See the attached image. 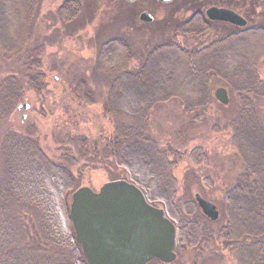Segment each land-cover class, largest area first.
<instances>
[{
  "label": "rangeland",
  "instance_id": "rangeland-1",
  "mask_svg": "<svg viewBox=\"0 0 264 264\" xmlns=\"http://www.w3.org/2000/svg\"><path fill=\"white\" fill-rule=\"evenodd\" d=\"M62 1L42 0L38 12L31 20L28 35L22 29L23 25L14 23L8 26L9 34L4 32L6 40L9 37L10 42H23L25 52L34 49L39 51L41 70L44 73V88L39 93L27 86L19 89L7 77H10L8 74L11 71L20 69V66H16L14 61L0 58V89L4 81V91L0 90V230L2 225L5 228V236H0L5 237L12 254L19 259L12 264H23V261L25 264H36L45 257L52 264L55 257L70 251L75 238L68 210L71 193L76 188L87 186L97 191L104 182L115 178L129 181L124 171L94 152L113 133V122L103 113L101 106L107 81L95 70L99 44L120 37L128 41L135 52H141L162 38L171 36L169 27L173 23L164 26L160 20L168 14L170 16L172 9L178 6L171 16L175 23H182L189 15L185 5L180 2L168 8L156 5L153 0H136L131 3L123 0H80L81 11L77 19L63 25L57 13ZM250 5L254 13L247 14L249 24L262 23L264 0H254L249 2ZM144 9L151 10L155 16L149 25L138 20L139 12ZM25 23L29 25V21ZM218 36L219 33L210 31L203 36H176L172 39L189 49L199 48ZM242 49L245 50L242 60L233 58V67L236 69H241L254 52H261V46L251 42L249 46L234 47L232 53L242 52ZM137 63L135 58L130 67H135ZM172 71L170 69L169 72ZM256 72L259 79L264 80V57L257 61ZM78 79L84 80L92 91L93 104L83 105L73 96L72 84ZM214 81L210 85L212 99L205 109L185 114L177 99L158 104L150 113L148 132L160 149L171 150L168 155L170 159L178 158L173 173L177 194L189 192L193 197L195 192L200 193L221 211L222 195L236 180L242 166L230 143L229 121L237 109V98L222 82ZM182 82L187 84L185 79ZM219 86L228 91L230 101L226 106L213 97L214 89ZM254 101L259 115L264 116V101ZM23 104H28L27 110L21 107ZM22 115H25L24 119ZM27 137L37 140L44 155L56 165L65 167L75 179V186L74 182L71 185L65 183L58 191L53 190L59 217V222H56L64 230L63 234L71 240L65 239L61 247L46 245L43 241L44 250L38 251L33 247V242L42 233L36 217L41 205L36 204L35 179H31V185L25 183L32 177L34 168L22 147L23 139ZM196 147L206 155V160L192 165L187 156ZM7 177L14 178L13 185L5 183ZM14 188L20 189L21 193L34 195L36 201L23 199L21 194L18 199V194L13 192L16 190ZM150 203L162 208L159 203ZM216 226H209L211 236L197 248H175L174 261L162 263L153 259L148 264H236L215 234ZM0 264L7 263L2 261Z\"/></svg>",
  "mask_w": 264,
  "mask_h": 264
},
{
  "label": "trees",
  "instance_id": "trees-1",
  "mask_svg": "<svg viewBox=\"0 0 264 264\" xmlns=\"http://www.w3.org/2000/svg\"><path fill=\"white\" fill-rule=\"evenodd\" d=\"M41 1L0 0V58L20 66L7 78L13 80L19 89L27 86L38 93L44 88L39 51L25 52L23 42H10L9 37L6 40L4 32L9 34L8 26L14 23L23 25L22 29L28 35L31 20L38 12ZM207 1L202 0L203 3ZM80 6V0H63L57 9L59 21L63 25L72 23L80 14ZM192 11L183 23L171 21V36L162 38L141 52H135L129 42L120 37L99 44L95 70L107 81L101 106L103 113L113 122V133L94 152L124 171L148 202L161 205L176 227L177 249L197 248L211 236L209 226L214 224L217 225L215 234L236 264H264V116L259 115L254 101H264V80L259 79L256 72L257 61L264 57V21L249 24L248 20L242 30L232 28L199 48L188 49L172 37L202 36L209 32L208 26L212 25L202 16V11ZM247 13H254L251 5ZM26 20L29 25H26ZM251 42L260 45L262 53L254 52L241 69L234 68L233 58L241 61L245 50L232 53V49L249 46ZM135 58L138 63L132 68L130 63ZM170 69L173 70L171 73ZM183 79L187 81L186 85ZM213 79L226 85L237 98V109L229 121L230 143L241 161L242 171L225 189L220 202L221 211L212 202L218 210V217L210 221L200 210L196 213L199 208L189 192L177 194L173 173L178 158L170 159L171 150L165 151L157 146L148 132V119L158 104L172 99L180 102L185 114L205 109L212 99L210 85ZM72 85L71 92L79 103H94L92 91L84 80L78 79ZM22 147L34 167L32 177L25 183L31 185V179H35L37 201L34 195L21 193L20 189L14 188L13 192L18 194V199L21 194L23 199L41 205L36 215L41 239L36 238L33 247L38 251L44 250L45 244L61 247L65 239L71 240L57 223L59 217L53 190L58 191L65 183L71 185L74 182V185L75 179L65 167L56 165L44 155L37 140L27 137L23 139ZM187 158L192 165H198L206 160V155L196 147L190 150ZM5 183L13 185L14 178L7 177ZM4 229L2 225L0 234L5 236ZM71 244L70 251L55 257L52 264H85L75 239ZM8 245L5 237L0 236V263L18 262V257L12 254ZM36 264L51 262L45 257Z\"/></svg>",
  "mask_w": 264,
  "mask_h": 264
},
{
  "label": "water",
  "instance_id": "water-1",
  "mask_svg": "<svg viewBox=\"0 0 264 264\" xmlns=\"http://www.w3.org/2000/svg\"><path fill=\"white\" fill-rule=\"evenodd\" d=\"M205 13L210 20L246 25L242 17L225 8L209 7ZM139 18L150 21L147 12ZM213 97L222 105L229 101L226 88L221 86L214 89ZM21 107L27 110L28 104ZM193 197L201 213L215 221L216 206L198 193ZM68 218L85 264H146L152 259L170 263L176 257V227L131 181L109 180L97 191L87 186L76 188L71 193Z\"/></svg>",
  "mask_w": 264,
  "mask_h": 264
},
{
  "label": "flooded vegetation",
  "instance_id": "flooded-vegetation-1",
  "mask_svg": "<svg viewBox=\"0 0 264 264\" xmlns=\"http://www.w3.org/2000/svg\"><path fill=\"white\" fill-rule=\"evenodd\" d=\"M123 1H125V0H123ZM135 1L136 0H134L132 2H135ZM252 1H254V0H211V1L208 0L207 2L203 3L202 0H198V1H196V0H170L168 2H159L157 0H153V2L156 5H158V6H166L168 8H169L170 5H172L175 2H177V3L180 2V3L184 4L185 8L189 11V15L187 16V18L193 12L192 10L195 11V9H198L199 11H202V12H200V13H202V16L208 22H211V24H212V25L208 26L209 32L213 31L215 33H219V36L222 35L223 33H226L227 31H231L232 28L239 29V30L241 29L242 30V29H244L247 26V24H248L247 9L249 8V2L252 3ZM125 2L131 3V2H128V1H125ZM198 3H199V5H198ZM209 7L225 8V9L231 10V11L235 12L236 14H238L240 17H242L246 21V25L243 26V27H240V26H237V25H233V24H231L229 22L210 20V19L207 18L206 13H205V11ZM153 8H156V7L153 6ZM177 8H178V6H177ZM176 9H172V12H175ZM142 12H147L150 15V21L145 22V21L140 20L139 16H140V14ZM172 12L170 13V16L168 14V15L162 17V19L160 20L162 25L167 26L168 23H172L173 22V20L171 18ZM186 19L183 22H185ZM138 20H139L140 23H142L144 25H149L155 20V16H154V13L151 10L144 9V10H141L139 12ZM263 21H264V19H263ZM263 21H262V23H263ZM155 260H157V259H155ZM149 262H147L146 264H148Z\"/></svg>",
  "mask_w": 264,
  "mask_h": 264
}]
</instances>
